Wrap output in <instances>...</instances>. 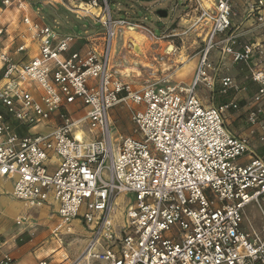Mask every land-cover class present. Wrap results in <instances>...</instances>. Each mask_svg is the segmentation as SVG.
Instances as JSON below:
<instances>
[{
    "label": "built area",
    "instance_id": "built-area-1",
    "mask_svg": "<svg viewBox=\"0 0 264 264\" xmlns=\"http://www.w3.org/2000/svg\"><path fill=\"white\" fill-rule=\"evenodd\" d=\"M242 2L264 28V0H185L206 32L191 85L137 86L112 65V45L121 28L142 26L110 14L108 0H80L75 10L99 19L89 7L104 8L102 44L88 29L60 32L58 19L46 22L47 1L0 0V176L30 207H55L50 234L60 248L82 223L85 246L70 264H264V49L242 39ZM10 10L23 27L13 29ZM228 63L245 65V81ZM247 82L256 91L244 99ZM230 91L235 97L216 104ZM120 104L135 128L117 140L110 111ZM241 110L239 133L227 118ZM39 126L49 129L31 131ZM121 196L133 201L119 224ZM252 204L261 229L248 217ZM30 220L16 225L33 237ZM3 246L0 239V264H20Z\"/></svg>",
    "mask_w": 264,
    "mask_h": 264
},
{
    "label": "rangeland",
    "instance_id": "rangeland-1",
    "mask_svg": "<svg viewBox=\"0 0 264 264\" xmlns=\"http://www.w3.org/2000/svg\"><path fill=\"white\" fill-rule=\"evenodd\" d=\"M45 1L47 3L42 8L46 16V22L53 26V18L58 19L60 32L69 31L81 34L84 29H88L91 34L97 36L100 44L104 42L103 36L105 28L100 21L105 13L104 8L103 10L97 9L99 14L92 11L100 15L99 19L84 17L81 12L78 13V15H81V18H78L75 10H79L78 5L80 4V0H34L35 4L39 6ZM83 1L86 2L89 0ZM101 2L103 3L104 0H101ZM108 3L110 6V14L117 18L120 16L128 17L130 21L137 22L142 26L136 27L135 31L150 36V33L144 29L145 27L152 29L157 35V37L150 38L143 45L142 50L143 52L145 51V57H143L133 52L131 41L124 40L125 35H123V31L126 28H121L118 31L119 36L115 42L117 51L112 58V65L118 70V73L137 86H145L153 83L190 86L196 73L199 59L198 55L203 46L206 32H203L201 26L195 25L194 21L197 12L190 7L189 3L185 5V0H108ZM175 4H177V7ZM159 10L168 11V16L161 17L158 14ZM106 13L108 14V10ZM96 20L97 22L95 23ZM214 53L217 55L218 51L215 50ZM182 56L188 61V63L186 62L188 67L185 70H181L185 66V64L183 65L181 63ZM227 65H230V68L233 67L229 72L230 75H236L239 81H245L246 67L244 64L228 63ZM246 86L247 89L239 95V97L244 99L251 97L256 90V86L249 82L246 83ZM198 94L206 105L213 103L210 98L211 93L208 90H200ZM219 95V93L216 94V104L220 100H231L235 97L236 93L230 91L224 96ZM227 120L236 132L241 133V129L244 127L243 110L231 112ZM110 121L112 136L117 140L120 135L132 134L135 128L130 120V113L122 104L111 109ZM132 198L133 196L119 197L116 211V219L119 224L124 222L125 210L129 203L133 201ZM27 207L26 203L14 197L9 210L2 217L15 227L14 218L26 211ZM53 209L54 207L38 210L30 208L28 211L34 215L36 214L35 216L38 217L36 221L38 224L35 226L37 230L36 232L33 231L35 233L34 238L37 236L36 234H42L43 231H46V233H49L45 239L50 242L52 241V243L54 242L49 231L56 221V213ZM247 214L256 228L261 229L263 222L261 221L258 207L253 204L250 205L247 208ZM73 225L76 231L75 236L70 239H63V247L60 248L59 243H53L55 248H57L54 254L57 256L50 259L52 262L56 259L53 264H59L65 257H68V259L64 260L62 264L71 263L83 251L85 245V227L78 220H75ZM23 233L24 235H29L28 231Z\"/></svg>",
    "mask_w": 264,
    "mask_h": 264
},
{
    "label": "crops",
    "instance_id": "crops-1",
    "mask_svg": "<svg viewBox=\"0 0 264 264\" xmlns=\"http://www.w3.org/2000/svg\"><path fill=\"white\" fill-rule=\"evenodd\" d=\"M238 11H239V17L236 19L235 23L241 24L240 31L243 35L242 38L243 41H247L250 43L251 42L259 43L264 49V28L254 27L253 19L249 18V15L247 13L246 2H242L240 4ZM6 17L11 21L12 26L14 27L13 29H15L17 26L23 27L21 24L19 25L20 14L18 11L16 10L7 11ZM81 47H83L82 41L81 42L79 41L74 46V48H81ZM263 61H264V57H263ZM262 66L264 68V62ZM232 69L233 67L230 68V70ZM245 69H246L245 71V75H246L248 71L247 68ZM14 124L20 136H23L28 133V129H24L23 127L19 126L18 122H15ZM42 129H49V128L39 126L31 131L35 132L37 130H42ZM243 130H245V122H244V127L241 129V132H243ZM13 189H14V180L0 176V239L4 241L3 251L10 253L15 258H17L20 264H39L40 260L45 258H47L48 264H53V262H55L56 259L53 260V262L50 261V259L57 256L54 255L55 252L57 251V248H55V245L53 244L54 242L52 243V241L50 242L49 240L45 239L48 236L49 232L46 233V231H43L42 234L41 233L36 234L37 236L35 238H34L35 234L33 237H30L31 236L30 233L29 235L28 234L24 235L23 232H26L23 231L25 227L17 226V225H15L14 227L12 224H10L2 217L6 213V211L9 210L11 202L14 198ZM27 206H28L27 210L25 209L26 211L20 213L16 218H14L15 224L17 219L23 216L25 217L28 216L31 218L30 221L34 226V230L32 231L36 232L37 229H35V226L36 224H38L36 222L38 217L35 216L36 214L34 215L28 212L32 207H30L29 205ZM52 207L53 206H46L43 208L50 209ZM35 209L38 210L41 208H35ZM53 210L55 211V207ZM62 263L63 261H61L59 264Z\"/></svg>",
    "mask_w": 264,
    "mask_h": 264
},
{
    "label": "bare ground",
    "instance_id": "bare-ground-1",
    "mask_svg": "<svg viewBox=\"0 0 264 264\" xmlns=\"http://www.w3.org/2000/svg\"><path fill=\"white\" fill-rule=\"evenodd\" d=\"M89 9L91 11H95L96 13L99 14V12H97V9L91 8V7H89ZM123 35H125V39L124 40L127 39L128 42L131 41L133 52L136 55L145 57V54H144L145 51L143 52V50H142L143 45L145 44L146 41H149L150 38L152 39L153 37L152 36H149L148 34H145V33L141 34V33L137 32V31H135V29H133V28H126L123 31ZM118 36H119V32H118V34L116 35V37H115V39L113 41V45H112V55H115V53L117 51V49L115 47V42H116V39H118ZM181 59H182L181 63H183V65L185 64L184 68L181 69V70H185L188 67V64H186V62L188 63V61L183 56L181 57ZM78 137L79 138H82L81 133H78Z\"/></svg>",
    "mask_w": 264,
    "mask_h": 264
},
{
    "label": "water",
    "instance_id": "water-1",
    "mask_svg": "<svg viewBox=\"0 0 264 264\" xmlns=\"http://www.w3.org/2000/svg\"><path fill=\"white\" fill-rule=\"evenodd\" d=\"M158 14H159L161 17H167V16H168V11H166V10H159V11H158Z\"/></svg>",
    "mask_w": 264,
    "mask_h": 264
},
{
    "label": "trees",
    "instance_id": "trees-1",
    "mask_svg": "<svg viewBox=\"0 0 264 264\" xmlns=\"http://www.w3.org/2000/svg\"><path fill=\"white\" fill-rule=\"evenodd\" d=\"M221 95V94H220ZM219 95V96H220ZM221 96H224V95H221ZM218 98V97H217ZM229 99H227V100H220L219 102L217 101V103L220 105V104H222V103H224V102H226V101H228Z\"/></svg>",
    "mask_w": 264,
    "mask_h": 264
}]
</instances>
